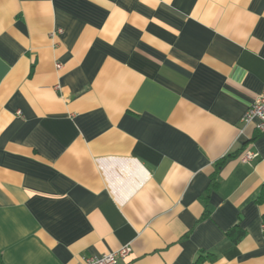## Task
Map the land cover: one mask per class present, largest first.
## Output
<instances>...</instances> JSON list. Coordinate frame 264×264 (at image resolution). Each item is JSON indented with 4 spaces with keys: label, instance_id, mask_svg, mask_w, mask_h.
Listing matches in <instances>:
<instances>
[{
    "label": "crops",
    "instance_id": "crops-1",
    "mask_svg": "<svg viewBox=\"0 0 264 264\" xmlns=\"http://www.w3.org/2000/svg\"><path fill=\"white\" fill-rule=\"evenodd\" d=\"M263 88L264 0H0V264H264Z\"/></svg>",
    "mask_w": 264,
    "mask_h": 264
},
{
    "label": "built area",
    "instance_id": "built-area-1",
    "mask_svg": "<svg viewBox=\"0 0 264 264\" xmlns=\"http://www.w3.org/2000/svg\"><path fill=\"white\" fill-rule=\"evenodd\" d=\"M60 31L61 30H59V32ZM56 67L59 68L60 65L57 64ZM242 122L245 124L251 123L258 132H264V88L248 107L242 117ZM255 157H257V152L246 150L241 155L240 161L250 162ZM129 251V246H121L115 251L106 252L100 255L82 256L76 264H115L117 258L126 256Z\"/></svg>",
    "mask_w": 264,
    "mask_h": 264
},
{
    "label": "trees",
    "instance_id": "trees-1",
    "mask_svg": "<svg viewBox=\"0 0 264 264\" xmlns=\"http://www.w3.org/2000/svg\"><path fill=\"white\" fill-rule=\"evenodd\" d=\"M241 234H242V231L234 229V228L227 233L228 237L233 242L237 241L239 239V237L241 236ZM206 258H209L210 260H212L213 256L212 255H207V256L199 255L192 264H199L200 262H202Z\"/></svg>",
    "mask_w": 264,
    "mask_h": 264
}]
</instances>
